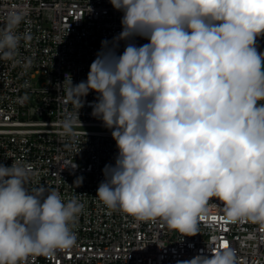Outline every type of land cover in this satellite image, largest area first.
<instances>
[{
    "label": "clouds",
    "instance_id": "9594fccd",
    "mask_svg": "<svg viewBox=\"0 0 264 264\" xmlns=\"http://www.w3.org/2000/svg\"><path fill=\"white\" fill-rule=\"evenodd\" d=\"M122 31L101 41L87 79L63 92L77 106L58 122L75 137L90 92L92 116L118 153L105 165L98 199L137 221L159 219L185 236L218 200L230 223L264 229V0H109ZM24 14L0 27V60L18 63ZM136 37L148 43L137 46ZM126 46L121 54L119 42ZM32 64L31 58L23 67ZM30 168L0 164V264H25L76 245L83 204L43 185L26 187ZM82 183V178H78ZM180 264H238L225 243Z\"/></svg>",
    "mask_w": 264,
    "mask_h": 264
},
{
    "label": "built area",
    "instance_id": "2783aa9c",
    "mask_svg": "<svg viewBox=\"0 0 264 264\" xmlns=\"http://www.w3.org/2000/svg\"><path fill=\"white\" fill-rule=\"evenodd\" d=\"M12 11L24 14L17 31L31 39L21 40L18 63L0 60V164L27 165L30 191L43 185L65 202L76 198L83 204L72 229L76 245L25 264H180L197 255L210 257L225 243L237 251L238 264H264V229L227 222L218 200L210 202L199 233L184 237L159 219L137 221L109 210L96 197L103 169L114 165L118 149L111 131L91 114L95 92L79 110L83 128L75 129V137L60 134L58 122L77 110L63 82L67 89L70 77L74 85L87 79L101 41L122 31V12L109 0H0V27ZM258 40L264 45V36ZM131 42L148 43L141 37ZM126 43L119 42L118 54ZM261 44L258 51L264 52ZM27 58L32 64L24 68Z\"/></svg>",
    "mask_w": 264,
    "mask_h": 264
},
{
    "label": "water",
    "instance_id": "95a60500",
    "mask_svg": "<svg viewBox=\"0 0 264 264\" xmlns=\"http://www.w3.org/2000/svg\"><path fill=\"white\" fill-rule=\"evenodd\" d=\"M257 43L261 44V43L259 42L258 38H257ZM261 46H263V47H264V45H262V44H261Z\"/></svg>",
    "mask_w": 264,
    "mask_h": 264
},
{
    "label": "snow or ice",
    "instance_id": "6c2138e0",
    "mask_svg": "<svg viewBox=\"0 0 264 264\" xmlns=\"http://www.w3.org/2000/svg\"><path fill=\"white\" fill-rule=\"evenodd\" d=\"M213 219H215V217H213Z\"/></svg>",
    "mask_w": 264,
    "mask_h": 264
}]
</instances>
